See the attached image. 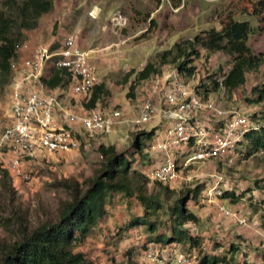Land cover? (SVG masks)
<instances>
[{"label":"rangeland","instance_id":"rangeland-1","mask_svg":"<svg viewBox=\"0 0 264 264\" xmlns=\"http://www.w3.org/2000/svg\"><path fill=\"white\" fill-rule=\"evenodd\" d=\"M116 11L126 18L125 25L116 26L107 21ZM96 12L98 17H91ZM228 16L249 21L254 30L249 35L248 44L255 53L264 54V8L258 0H53L51 11L41 15L37 27L25 31L22 39L36 40L42 42L40 45L48 46L52 35L57 34L62 40L73 34L84 46L86 32L88 39L100 43L98 47L111 44L110 54L124 45L133 59L129 71L132 72L154 60L158 52L169 48L175 41L191 39L210 27L220 28V21ZM102 25L105 26L103 31ZM76 27L78 30L74 31ZM111 59L99 64L90 60L95 70H100L102 64L104 67L98 84L103 83L105 89L107 86L108 93L102 95L96 107L105 110L121 108L118 101L125 97L116 88L125 71L123 68L119 71L115 60ZM13 61L17 64L20 59L16 57ZM194 63L196 72L187 80L190 87L199 85L201 79L210 73L216 72L221 78L230 66V58L221 52L206 54L201 50V57ZM175 67V63H170L163 70L168 72ZM15 76L11 70L7 81L0 82V116H5L9 109L11 83ZM263 82L264 63L257 70L246 73V81L241 87L227 90L221 86L209 97L223 109L245 114L253 123L264 126V101H253L256 97L254 88ZM82 104L87 105V102ZM142 131H146V127H115L89 137L87 148L81 146L78 150L38 157L28 165L34 176L30 184L10 175L0 178V257L4 248L21 239L22 227L30 231L44 222L55 221L60 206L69 201L73 193L84 191L102 175L106 159L99 146L113 145L117 153H124L131 160L130 171L137 173L136 179L147 194L159 198L161 207L147 216L146 224L130 226L133 217L144 213L141 203L135 195L126 197L118 192L109 195L104 215L86 238L74 247L87 264H151L142 257V251L155 235L170 236V209L187 189L197 186V196L186 203L187 208L198 216L196 223L185 225L189 234L199 239V243L206 244L209 251L218 250L217 257L226 264H243L244 260L264 264V203L263 194L256 186V182L264 179V151H252L245 139L236 148L230 162L212 160L210 167L207 163L198 164L193 168L194 172L206 175L193 178L179 188L164 189L159 182L138 176H145L144 171L152 162L148 153L143 150L137 153L131 146L136 138L144 143L142 136L138 135ZM209 174L221 176L220 186L224 192L243 195L236 203L231 197L224 196V199L233 206L237 217L246 218L247 225L241 226L236 219L216 217L212 206L200 201L205 184L213 178ZM149 224L155 225L154 232L149 230ZM181 245L188 247V244Z\"/></svg>","mask_w":264,"mask_h":264},{"label":"built area","instance_id":"built-area-1","mask_svg":"<svg viewBox=\"0 0 264 264\" xmlns=\"http://www.w3.org/2000/svg\"><path fill=\"white\" fill-rule=\"evenodd\" d=\"M110 22L122 26L126 24V18L116 11ZM111 47L108 44L101 48L83 49L73 34L66 35L53 50L49 46L32 45L29 41L16 45L19 72L11 83L9 109L5 116H0V167L13 179L30 184L34 176L28 165L32 160L78 150L81 146L87 148L89 137L121 127L125 122L122 108L105 110L94 107L82 115L71 112L41 81L50 67L65 68L70 73L71 92L88 102L98 84V75L90 64V57L92 54L102 57L112 52ZM22 52L25 56L20 58ZM192 76L173 69L145 79V94L136 106L135 117L130 120L132 127L139 129L157 115V104L162 105V112L170 122L161 138L150 146L162 153V161L145 170L144 175L171 189L200 176L193 170L195 164L207 160L230 162L245 135L259 127L247 115L234 110L229 113L211 97L204 98L195 86L188 85L187 80ZM56 110L70 121L78 122L81 130L76 132L62 126L55 118ZM201 111H206L216 121L222 120V123L201 124L196 119ZM184 145L191 152L181 158L179 151ZM211 177L202 190L200 201L211 205L216 217L236 219L241 226L247 225L246 218L237 217L233 206L225 202L221 176L212 174ZM209 253L217 256L218 250L209 251L204 243L185 248L176 241L165 244L150 242L142 251V257L151 264H208L201 263V260L211 257ZM214 264L226 263L219 260Z\"/></svg>","mask_w":264,"mask_h":264},{"label":"trees","instance_id":"trees-1","mask_svg":"<svg viewBox=\"0 0 264 264\" xmlns=\"http://www.w3.org/2000/svg\"><path fill=\"white\" fill-rule=\"evenodd\" d=\"M264 8V0H258ZM53 0H0V82H6L11 74L12 63L16 57V45L26 39L25 31L34 29L38 25L41 15L51 11ZM254 28L248 20L239 21L228 16L220 21V28L210 27L197 33L193 38L175 41L169 48L156 54L155 59L146 62L135 73L136 80L147 79L152 75H160L163 67L170 63L176 64V70L183 75L192 76L196 72L195 60L201 57V50L206 54L221 52L230 58V66L220 76L214 72L202 78L195 88L204 98L209 93L217 91L221 86L227 90L241 87L246 81V73L257 70L264 63V54L255 53L248 44L249 35ZM58 45L51 44L50 50ZM41 81L49 88L60 87L67 89L71 82L70 73L65 68L50 67L48 73L41 77ZM202 89V91H200ZM256 97L254 102L264 101V82L254 88ZM108 93L103 83L95 85L87 107L94 108ZM153 131L138 132L143 140L150 137ZM245 139L252 151H264V126L251 130ZM141 139H134L131 146L135 152L143 149ZM99 151L105 157V169L102 175L82 192L72 194V198L60 206L58 218L55 221L44 222L32 230L25 227L20 229L21 239L3 249L0 264H87L80 252L74 247L83 241L98 220L104 215L105 203L109 195L122 193L129 197L135 195L144 208L141 216H135L129 221L130 226L147 223V216L156 212L160 207V200L155 195L147 194L138 179L136 172H131V160L124 153H117L113 145L99 146ZM9 173L0 167V178ZM139 178L145 176L138 174ZM262 192L264 203V179L256 182ZM187 189L170 209L171 234L154 236L151 242L169 243L176 241L188 244V247L199 244V239L189 234L185 225L196 223L198 216L190 211L186 203L197 196L198 188ZM164 189H169L164 186ZM192 194V195H191ZM231 197L236 203L243 195H235L225 191L223 197ZM21 225V224H20ZM154 224H149V230L154 232ZM221 260L217 256L205 257L201 263L214 264ZM243 264H252L244 260Z\"/></svg>","mask_w":264,"mask_h":264},{"label":"crops","instance_id":"crops-1","mask_svg":"<svg viewBox=\"0 0 264 264\" xmlns=\"http://www.w3.org/2000/svg\"><path fill=\"white\" fill-rule=\"evenodd\" d=\"M91 17H98L97 12L95 14H92ZM110 19V18H109ZM107 19V21L109 22L110 20ZM105 26L102 25L101 29L102 31L104 30ZM82 29V28H81ZM78 30V28H74V31ZM83 30V29H82ZM75 33V32H74ZM105 33V32H104ZM103 34V33H102ZM79 37H81V34L79 32L78 34ZM56 38V39H55ZM84 38V43L82 46L81 44H79V42L77 41V44L83 48V49H95V48H101L103 46H105V44H102L101 47H98L97 45H99V42H95L92 39H88L89 35H87V33L85 32L83 35ZM102 38H104V35H102ZM32 45H37V44H41L42 42H37L32 41V40H28ZM60 39L59 37L56 35H52V40L49 42V44H55V43H60ZM95 42V43H94ZM57 43V44H58ZM81 43V42H80ZM48 44V46H49ZM56 44V45H57ZM123 46L120 47V49L116 52V53H107L104 56H99L98 54H92L90 57V60L97 62L98 64L101 62H104L106 60H109V58H112L111 60H115L116 64L118 65V70L120 71V69H124L125 73L123 74L121 80L122 82H120L116 88L118 90H121L122 93H124L125 97L122 98L120 101H118L120 103V105L122 106V110L124 113V118H125V122L122 124L121 127L118 128H122L123 129H128L129 128H133L132 125L130 124V120L135 117L136 114V106L138 105L139 101L142 99V97L145 94V86H144V81L145 79H141V80H136L135 78V73L130 74L129 76L125 77L129 71H130V67L132 66L131 62H132V56L129 54V52H126V50L123 48ZM22 55L20 56V58L25 56V53L22 52ZM111 55V56H109ZM14 63V62H13ZM12 63V70L13 72L17 75L18 71V66H14V64ZM101 65V64H100ZM47 69V68H46ZM104 67L103 64L100 67V70H96L97 75H98V83H99V77H101V72L103 71ZM139 70V69H138ZM136 72V71H135ZM163 72H165L163 70ZM48 73V70L45 72L44 75H46ZM103 73V72H102ZM103 75V74H102ZM106 88L108 89V87L106 86ZM51 92L53 94H55L58 98V100L60 101V103L67 108L69 111L74 112L76 114L82 115L84 113H86L88 111V107L86 106V104H82V100L78 95H75L71 92L70 87H68L67 89H62L60 87H56V88H51ZM130 95L129 97L126 95ZM210 94V93H209ZM132 96V97H131ZM99 103L96 104V106ZM157 108V115L148 123L146 124L144 127H146V131H150L152 130L153 133L150 137L144 139V145H143V151L144 153H148L149 157L151 158V165H145L146 170L149 169L150 167L156 166L158 164L161 163L162 161V153L159 150H155L150 148L151 144L155 143L156 141H158L161 136L163 135V132L166 128V126L169 124L170 120L169 118H167V116L162 112V105L157 104L156 106ZM8 111V110H7ZM6 111V112H7ZM233 110H227V112H231ZM55 118L59 121V123L64 126L65 128H69L72 129L76 132L81 130V126L78 122H73L70 121L68 118L64 117L60 112H58L56 110L55 112ZM201 124L205 125V126H211V125H216V124H221L222 120H218L216 121V119L211 118V116L206 112V111H201L196 118ZM180 152V157H186L187 154L190 151L189 147L187 145H184L183 147H181ZM212 160H207L206 162H203L201 164H208L210 167V164ZM197 164H195L193 167L196 168ZM192 167V165L190 166ZM198 173V172H196ZM199 175H206L204 172H200ZM212 174H209V176ZM199 177V176H198Z\"/></svg>","mask_w":264,"mask_h":264}]
</instances>
